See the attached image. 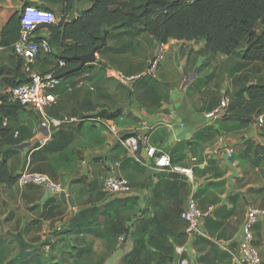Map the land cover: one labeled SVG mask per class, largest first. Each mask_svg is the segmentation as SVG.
I'll return each mask as SVG.
<instances>
[{
  "label": "crops",
  "instance_id": "1",
  "mask_svg": "<svg viewBox=\"0 0 264 264\" xmlns=\"http://www.w3.org/2000/svg\"><path fill=\"white\" fill-rule=\"evenodd\" d=\"M25 5L51 11L58 20L61 16L62 0H0V33ZM89 7L88 0L76 3L66 22L76 20ZM103 36L105 45L96 51L95 61L64 79L54 91L56 104L45 110L49 118L78 121L47 131L40 127L36 113L23 109L9 122L7 134L0 136V160L12 177L22 172L46 175L65 185L59 186L66 191L64 201L40 185L20 186L17 180L11 186L0 185V246L15 245L10 261L20 259L17 243L8 233L21 231L30 244L44 241L49 238L46 229L53 211L68 207L64 232L75 231L73 254L82 262L173 264L176 248L186 245L194 264H233L247 208L264 210V140L253 137L264 130L215 116L218 92L221 96L234 91L228 83L229 69L233 70L228 60L233 56L211 54L205 41L168 40L154 76L143 79L159 45L134 29H104ZM55 65V60L41 53L33 70L46 73ZM109 70L134 80L123 86L110 77ZM18 72L26 79L23 63L12 48L0 46V86L17 84ZM102 112L114 119H102ZM144 130L147 146L173 157L179 168L194 170L192 181L181 173L154 170L145 146L136 154L123 143L117 145L127 133ZM225 154L237 171L232 193ZM113 166L118 177L131 184L132 195H102L107 170ZM180 185L186 189L177 191ZM191 197L199 211L213 210L201 235L192 239L181 219ZM252 235L264 264V221L253 226ZM49 243L37 251L22 252L33 258L26 255L28 263L36 261L39 252L46 260ZM2 258L0 263L6 264V256Z\"/></svg>",
  "mask_w": 264,
  "mask_h": 264
},
{
  "label": "trees",
  "instance_id": "2",
  "mask_svg": "<svg viewBox=\"0 0 264 264\" xmlns=\"http://www.w3.org/2000/svg\"><path fill=\"white\" fill-rule=\"evenodd\" d=\"M81 1L84 0H62L61 16L57 24L45 29L49 34L48 55L56 61L51 70L60 75L62 81L84 71L83 68L79 72H71L79 65L74 57L87 55L97 47L104 29L126 30L138 26L158 45L166 44L168 40L205 41L206 49L213 55L231 57L245 45L241 61L245 64L264 65V29L259 35L256 33L257 26L264 25V0H88L90 7L76 20L66 22L75 4ZM128 2L134 5L129 8ZM19 31V19L13 17L0 33V46L12 48L19 37ZM60 63L64 64L63 68H59ZM17 77V84L5 86L15 87L27 81L19 72ZM239 94L238 104L230 108L226 117L234 118L238 126L247 127L253 118L264 114V84L246 86ZM243 94L246 99L242 98ZM22 110L17 104L1 105L0 136L7 134L9 122L15 121ZM99 117L114 119L104 112ZM86 118L89 117L83 120ZM2 119L8 121L6 128H1ZM129 137L125 135L117 145ZM143 147L139 143L136 154ZM168 157L171 166L178 167L173 157ZM191 172L194 177V170L191 169ZM16 180L17 177L11 176L6 163L0 160V185L11 186ZM185 189V185L176 188L177 191ZM35 257L36 261L33 260L31 264H45L46 256L43 252L37 253ZM169 260L172 262L173 258Z\"/></svg>",
  "mask_w": 264,
  "mask_h": 264
},
{
  "label": "built area",
  "instance_id": "3",
  "mask_svg": "<svg viewBox=\"0 0 264 264\" xmlns=\"http://www.w3.org/2000/svg\"><path fill=\"white\" fill-rule=\"evenodd\" d=\"M18 19L20 25L19 37L12 46V51L22 61L27 81L15 87L0 86V107L4 103L17 104L25 110L36 113L40 117V127L47 131L50 128H59L64 124L78 121L76 119L58 121L46 115V108L52 107L57 102L54 91L61 84L62 78L60 75L52 72V70L46 73H39L33 70L37 57L41 53H50L48 46L49 34L45 32V29L50 25H56L58 20L55 19L51 11L41 10L32 5L24 7L18 14ZM40 30L44 31L41 35L38 34ZM164 47L165 44L159 45L149 62L145 73L146 76L153 77L157 68L161 65L166 52ZM63 67L64 64L60 63L59 68ZM108 72H110L111 78L123 86H129L134 80L126 77L119 71L109 70ZM228 108L229 102L227 98H223L219 103L215 116L219 119L225 117L228 113ZM1 122V128L8 126L7 119H2ZM15 135H18V133L16 132ZM122 143L132 153L137 152L138 145L141 143L145 146V156L152 162L154 170L181 173L189 181H192L191 170L172 167L168 155L157 151L152 146H147L145 139L140 135L129 137ZM158 153L160 154L158 155ZM17 181L20 186L28 184L43 186L56 199H59L60 195L64 194L65 201L66 191L59 185H54L46 175L22 172L17 177ZM132 192L130 183L126 179L116 177L113 173L107 176L102 186V193L109 196L127 197L132 195ZM211 213V208L207 212L202 213L197 209L196 203L193 200L188 201L185 211L181 214V219L187 225L186 233L190 236V239L201 235L203 224L210 217ZM262 221H264V210L247 208L240 228L239 254L233 256V264H261L259 253L253 245L252 228L255 224ZM56 231H60V228H57ZM175 253L178 256V264H194L188 256V246L176 248Z\"/></svg>",
  "mask_w": 264,
  "mask_h": 264
},
{
  "label": "rangeland",
  "instance_id": "4",
  "mask_svg": "<svg viewBox=\"0 0 264 264\" xmlns=\"http://www.w3.org/2000/svg\"><path fill=\"white\" fill-rule=\"evenodd\" d=\"M60 2H61V0H60ZM132 5H134V3L128 2L129 8L132 7ZM53 15L55 16V19H57V16L54 13H53ZM140 29H141V26H138V28L134 29V31H138ZM263 29H264V25L259 24L257 26L256 33L259 35L263 31ZM126 30H130V29H126ZM150 46L151 45L148 43L147 50H146L147 53H149L151 50ZM244 48H245V45H242V48L240 49V51L236 55L231 57L230 60H228V61H231L230 63H231L233 70H234V71L233 70L230 71V69H229V72H228V80H229L228 83L233 86V88H234L233 93L230 90H227V92L225 94L220 96V93L218 92V94H219L218 103L221 101V99L227 98V100L229 102V108H228L229 110L232 106H235L238 104L239 95H241V94H239V92L243 91L246 88V86L264 84V65L261 63H255V64L254 63H252V64L243 63L241 61V55H242V51ZM211 69H212V67H210V70ZM233 72H235L236 76H232ZM122 74H125V73L122 72ZM142 78L143 79H149V77L145 76V74L142 76ZM241 87H243V88H241ZM250 123L252 124L251 126L254 127L255 130H257V129H260V130L263 129L264 130V114H260L259 116H256L253 120H251ZM226 125L228 126L229 124H226ZM19 132H17L18 135H19ZM253 137L264 140V134L263 135L262 134L254 135ZM247 140L253 141L254 139L248 138ZM36 171H38V170H36ZM40 172H42V171H40ZM42 173H45V172L43 171ZM107 173H108L107 176L110 173H113L116 177H118L117 168L114 166L111 167L110 169H108ZM123 177H119V178H123ZM123 179H125V178H123ZM50 181L54 185H60L62 187L65 186V185L59 184L58 182L53 181L52 179ZM102 195H104L105 197L109 196V195H106L104 193H102ZM189 200H193L196 203V201L194 200L193 197L189 198ZM67 209H68V207H66V208H63V207L59 208L58 207L55 211H53V213L51 215V218H53V219L50 222V228L48 227V229H46V232L48 233V236H49V242L51 240H53V242L51 241L49 243L50 244L49 250H48L49 257L46 258L45 264H93L91 261L82 262L81 260H77L76 256L73 254V252L75 251L74 247L77 243V238H76L74 230L70 234H66V232H64L65 230H64L63 220L65 217L69 216L68 215L69 212L67 211ZM184 210H185V207L182 211H184ZM207 211H205V212H207ZM200 212H202V211H200ZM205 212H202V213H205ZM212 212H213V210H212ZM73 222H74V220L72 219V223ZM54 227L60 228V231L53 230ZM70 227L72 229H74L75 223H73ZM0 236L3 237L1 232H0ZM64 237H66L67 240H65ZM43 248H44V246H43ZM0 250H1L0 259H3L2 257L6 256V258L8 260L6 264H31V263H28V261H31V260H27L25 258L26 255H27V257H29L28 254H24V253L19 254L22 257L20 259H18L17 261H14L13 263H12V261H10V259L12 257L11 254H14L15 250H16V246L13 244H12V246H8L6 244L2 245V246H0ZM19 255H17V256H19ZM66 255H67V257H66ZM29 258H32V257H29ZM0 264H5V261H2Z\"/></svg>",
  "mask_w": 264,
  "mask_h": 264
},
{
  "label": "water",
  "instance_id": "5",
  "mask_svg": "<svg viewBox=\"0 0 264 264\" xmlns=\"http://www.w3.org/2000/svg\"><path fill=\"white\" fill-rule=\"evenodd\" d=\"M34 2H36V0H34ZM104 45H105V37L103 36L100 39V44L97 47H95L89 54L83 55V56L74 57V59H76L79 62V65L75 69H73L71 72L72 73L79 72L87 64L93 63L95 61V53H96V51L100 50ZM241 88H243V87H241ZM146 133H147V130H144V131H131V132L127 133L126 136L132 137V136H136V135H141L143 137V136L146 135ZM224 160H225L226 166L231 170V173H232L227 179L229 184H230V186H231L230 193H232L233 192L232 179L237 177V171L233 167L231 162L229 161V155L228 154L224 155ZM84 174H86V167H84ZM60 198L62 200H64V194H61ZM8 235L10 237H12L17 243L18 249H17L16 254H19V253H22V252H27V251L34 252V251L39 250L41 247H43V246H45V245H47L49 243V238H47L44 241H41L39 243H36V244L27 243L24 240L21 231L19 233H17V234L8 233ZM173 264H178V256L175 257V259L173 261Z\"/></svg>",
  "mask_w": 264,
  "mask_h": 264
},
{
  "label": "clouds",
  "instance_id": "6",
  "mask_svg": "<svg viewBox=\"0 0 264 264\" xmlns=\"http://www.w3.org/2000/svg\"><path fill=\"white\" fill-rule=\"evenodd\" d=\"M228 111H229V110H228ZM227 115H228V113H227ZM227 115H226V116H227Z\"/></svg>",
  "mask_w": 264,
  "mask_h": 264
}]
</instances>
